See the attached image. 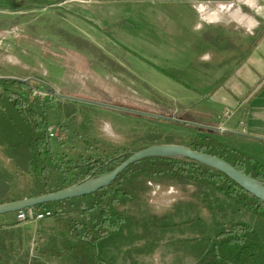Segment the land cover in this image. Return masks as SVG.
Returning a JSON list of instances; mask_svg holds the SVG:
<instances>
[{
	"label": "rangeland",
	"instance_id": "rangeland-1",
	"mask_svg": "<svg viewBox=\"0 0 264 264\" xmlns=\"http://www.w3.org/2000/svg\"><path fill=\"white\" fill-rule=\"evenodd\" d=\"M262 21L264 0H0V77L33 79L31 91L8 89L29 102L43 100L55 134L50 143L66 170L51 168L50 190L87 180L91 160L152 145L190 147L198 135L264 165V142L251 138L252 129L243 133L251 120L216 104L209 87L220 86L230 64L243 57L229 28L254 33ZM49 88L202 127L61 99ZM220 125L240 136L218 131ZM146 164L106 189L109 200L117 190L133 189L135 197L113 207L125 221L97 242L98 262L74 249L75 223L97 234L91 219L100 220L101 211L81 208L91 205L88 196L50 204L44 209L54 216L42 221L2 215L0 264H217L211 255L220 234L237 224L248 226L245 246L257 249L247 264H263V217L210 185L171 179L164 188L160 178L142 174ZM0 176L11 187L10 199L33 197V176L1 146ZM158 187L182 198L166 214L151 215L159 207L150 200Z\"/></svg>",
	"mask_w": 264,
	"mask_h": 264
},
{
	"label": "trees",
	"instance_id": "trees-1",
	"mask_svg": "<svg viewBox=\"0 0 264 264\" xmlns=\"http://www.w3.org/2000/svg\"><path fill=\"white\" fill-rule=\"evenodd\" d=\"M9 87H18L27 91L34 89L31 83L0 80V146L6 149L9 158L19 170L28 172L33 176V197L52 193L48 186L51 168L54 167L64 172L66 170L63 168L64 163L59 160L50 143L47 108L41 98L29 102L23 96L9 90ZM190 148L221 158L242 173L264 183V165L258 164L246 155L223 145L211 135H198L192 141ZM132 154L127 153L115 158L91 160L88 163L91 165L88 179L113 171ZM139 163H147L143 167L142 174L148 178L191 180L213 186L238 206L264 218V202L218 170L187 158H149ZM137 164L130 166L123 174L129 172ZM123 174L113 184L117 183ZM106 189L89 196L92 199L90 206L81 205L83 210L89 208L90 210L98 209L101 211L100 220L91 219L94 223L93 228L97 233L96 236H92L84 224H74L79 239L74 249L91 262L99 261L97 242L117 232L125 221L123 215H118L113 207L125 199L132 200L135 197L133 189L129 191L117 190L113 194L112 200H109ZM10 190V185L0 176V199L3 203L14 201L9 197ZM73 200H66L62 203ZM49 205H41L36 208L44 209ZM247 228L248 226L237 224L232 226L229 231L220 234L223 241L216 244L211 255L217 264H247L250 262L257 249L245 246ZM0 249L1 251L4 249L2 243H0Z\"/></svg>",
	"mask_w": 264,
	"mask_h": 264
},
{
	"label": "water",
	"instance_id": "water-1",
	"mask_svg": "<svg viewBox=\"0 0 264 264\" xmlns=\"http://www.w3.org/2000/svg\"><path fill=\"white\" fill-rule=\"evenodd\" d=\"M0 80H10V81H17L22 83H29L33 79L32 78L21 79L16 77H0ZM51 89L53 88H49V91H51ZM54 91H55V95L61 99L78 101L81 103L95 105L111 110H117L126 113H133L147 117H153L165 121L184 124L187 126H194L199 128L202 127L195 123L183 121L177 118L163 117L151 113L131 110L120 106H113L96 101L78 99L75 97L59 94L56 90ZM217 130L220 132H226V133L229 132L227 130H222L221 128H218ZM149 158H172V159L187 158L190 160H194L207 167L213 168L215 170L224 173L230 179H232L234 182H236L238 185L244 188L246 191H248L256 198L264 202V183L260 182L259 180L251 176L242 173L241 171L237 170L233 165L226 162L225 160L206 153L198 152L184 145L160 144V145H152L138 152L133 153L128 159L122 162V164H120L117 168H115L113 171L107 174H103L96 178H89L80 184L73 185L71 187L56 192L48 193L42 196L24 198L21 200L1 204L0 216L36 208L41 205L58 203L66 200H73V199H79L86 196H90L105 188L110 187L121 174H123L125 171L128 170L130 166Z\"/></svg>",
	"mask_w": 264,
	"mask_h": 264
},
{
	"label": "crops",
	"instance_id": "crops-1",
	"mask_svg": "<svg viewBox=\"0 0 264 264\" xmlns=\"http://www.w3.org/2000/svg\"><path fill=\"white\" fill-rule=\"evenodd\" d=\"M75 11V8L70 9L72 14ZM262 23L261 28L254 33L245 32L244 34H238L236 27L229 28L228 32L223 31L228 33L230 41H232L231 35H233L235 42L231 43L234 46H237L238 44L236 45V43L239 41V50L243 57L234 62V64H230L228 71L231 74L220 86L214 88L213 85H210L209 87L213 89L212 95L216 104H219L225 110L241 112L243 118L246 117L251 120L252 124H245L243 133H247L249 129H252L253 132L251 134L254 137L251 138L264 142V21ZM217 70L219 72L226 71V69L222 70L218 67ZM231 128L228 129V133L240 136L239 131L235 130L236 128ZM54 152L56 153L57 150L54 149ZM160 179L162 180L161 184H164L165 188L168 186L166 183L172 181L171 179L173 178ZM181 198L182 194L175 193L174 195L172 192L162 191L158 187L157 190L152 192L150 200L159 207H157L156 211L150 212V214H166V210L170 209V206Z\"/></svg>",
	"mask_w": 264,
	"mask_h": 264
},
{
	"label": "built area",
	"instance_id": "built-area-1",
	"mask_svg": "<svg viewBox=\"0 0 264 264\" xmlns=\"http://www.w3.org/2000/svg\"><path fill=\"white\" fill-rule=\"evenodd\" d=\"M222 130H225L224 127H220ZM49 136L50 138H54L55 134L53 132V129L49 128ZM54 216V212L50 209H41L39 210L38 208H32L24 211H20L17 213V219L21 221L25 220H38L42 221L48 218H52Z\"/></svg>",
	"mask_w": 264,
	"mask_h": 264
}]
</instances>
